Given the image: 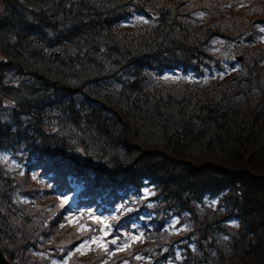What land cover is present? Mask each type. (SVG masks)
I'll list each match as a JSON object with an SVG mask.
<instances>
[{"label": "trees", "instance_id": "trees-1", "mask_svg": "<svg viewBox=\"0 0 264 264\" xmlns=\"http://www.w3.org/2000/svg\"><path fill=\"white\" fill-rule=\"evenodd\" d=\"M100 207L109 240L145 217L142 238L80 253L103 221L68 214ZM0 248L264 264V0H0Z\"/></svg>", "mask_w": 264, "mask_h": 264}, {"label": "rangeland", "instance_id": "rangeland-1", "mask_svg": "<svg viewBox=\"0 0 264 264\" xmlns=\"http://www.w3.org/2000/svg\"><path fill=\"white\" fill-rule=\"evenodd\" d=\"M216 44V48L212 51L214 55H223L225 56L224 59V64H223V71L229 70V69H238L240 67V63L237 62L235 60L236 57L241 56V54L239 52H236V50H226L224 49L219 43H215ZM231 48V46H230ZM207 72L211 73L210 70H207ZM221 73V72H220ZM62 201H66V203L71 204L73 203V201H75V195H67L63 198ZM89 213V218H96V219H104L105 215H103L102 210H93ZM118 209H114L112 210V212H116ZM83 211L79 212L77 209H71V211L68 214V222L71 225H77L81 222L82 217H83ZM178 219H175L172 221V226L175 227L176 223H177ZM100 228H101V232L99 234H93V236L86 240H84L80 246H79V250L80 253L85 254L87 252H89L92 249H95L99 246L101 247H107L109 244V241L106 240L108 234H109V226L108 223L106 222L105 224L100 223L99 224ZM136 228H138V231L140 232V235H142L143 232V228L141 225L136 224L135 225ZM85 228L84 226L81 227V229L78 230V232L83 231ZM139 234H135L134 232L131 233L130 236H127L124 240L123 243H117L116 247L114 249H119L121 250L126 244H128L130 241H135L139 238ZM150 249H153V247H150ZM181 255L179 253H177V255L173 258L170 259V261L167 264H175L174 262L176 260L181 259Z\"/></svg>", "mask_w": 264, "mask_h": 264}, {"label": "water", "instance_id": "water-1", "mask_svg": "<svg viewBox=\"0 0 264 264\" xmlns=\"http://www.w3.org/2000/svg\"><path fill=\"white\" fill-rule=\"evenodd\" d=\"M66 89L70 90L69 88H66ZM0 264H13L11 261H9L5 257V255H4L3 251L1 250V248H0Z\"/></svg>", "mask_w": 264, "mask_h": 264}, {"label": "snow or ice", "instance_id": "snow-or-ice-1", "mask_svg": "<svg viewBox=\"0 0 264 264\" xmlns=\"http://www.w3.org/2000/svg\"><path fill=\"white\" fill-rule=\"evenodd\" d=\"M4 159H7V157H4ZM65 203H66V201H65ZM113 243H115V241H113Z\"/></svg>", "mask_w": 264, "mask_h": 264}, {"label": "bare ground", "instance_id": "bare-ground-1", "mask_svg": "<svg viewBox=\"0 0 264 264\" xmlns=\"http://www.w3.org/2000/svg\"><path fill=\"white\" fill-rule=\"evenodd\" d=\"M130 228V227H129Z\"/></svg>", "mask_w": 264, "mask_h": 264}]
</instances>
